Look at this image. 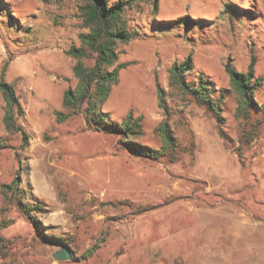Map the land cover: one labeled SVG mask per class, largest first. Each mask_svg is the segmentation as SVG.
I'll return each mask as SVG.
<instances>
[{
  "label": "rangeland",
  "instance_id": "rangeland-1",
  "mask_svg": "<svg viewBox=\"0 0 264 264\" xmlns=\"http://www.w3.org/2000/svg\"><path fill=\"white\" fill-rule=\"evenodd\" d=\"M83 2L0 0V79L15 84L25 111L17 123L28 133L23 144L20 131L7 129L0 92V139L7 142L0 148V264H183L185 256L160 247L184 252L192 243L190 250L197 251L194 235L216 223L225 232L237 228L244 220L238 216L250 219L239 225L248 229L243 237L250 236L233 249L229 239L237 229H230L219 251L234 264L239 257L264 264V122L258 140L241 144L250 123L263 116L253 111L250 122L236 117L239 98L225 70L232 58L246 71L254 55L255 72L264 78V0H158L157 8L153 0H137L126 8L123 16L136 35L117 45L116 63L126 66L103 110L118 122L131 110L142 115L139 141L160 147L157 129L167 117L159 106L160 85L180 143L173 162L119 149L118 136L88 128L83 112L58 120L56 112H68L64 91L78 83L68 50L88 31L79 16ZM183 17L190 18L186 25ZM188 56L194 63L189 80L204 73L229 89L223 115L231 142L204 107L171 86V65ZM256 99L264 102V83ZM19 201L42 223L39 228ZM43 233L65 239L74 256L55 259L59 244ZM94 244L100 246L88 256Z\"/></svg>",
  "mask_w": 264,
  "mask_h": 264
},
{
  "label": "trees",
  "instance_id": "trees-1",
  "mask_svg": "<svg viewBox=\"0 0 264 264\" xmlns=\"http://www.w3.org/2000/svg\"><path fill=\"white\" fill-rule=\"evenodd\" d=\"M41 1L43 3H59L64 0ZM136 1L119 0L110 3L109 0H84L79 5V16L83 19L82 26L88 31L79 33L81 45H73L68 50V54L76 59L73 71L78 78V83L74 88L68 87L64 91L63 105L68 109V112L58 111L56 115L58 120L62 121L70 118L73 114L83 112L88 128L118 136L116 145L119 149H125L136 157L153 161L165 158L173 162L179 155L180 143L168 120L165 91L160 85H158L159 106L165 110L167 115L157 129L163 141L160 147H153L139 141V137L144 134L142 115L135 116L131 110L122 122H118L112 119L109 112L103 110V105L110 96L113 86L119 82L120 70L126 66V63H116L119 58L117 45L129 42L136 35L123 16L126 8H131L133 2ZM153 5L157 8L158 0H153ZM188 18H182L185 25L188 23ZM255 65L256 56L254 55L251 57L246 71L237 69L232 58H228L225 64L232 89L239 98L236 117L250 122L253 111H259L263 116L261 119L252 121L250 128L243 132L242 148L259 139L260 126L264 122V102L259 103L256 99V93L261 89L264 78L256 74ZM193 70L194 63L190 56L183 61L173 62L170 68L171 86L177 88L181 93L189 95L198 105L204 107L216 119L220 136L227 142H231L225 129L226 117L223 115V103L229 89L218 87L215 81L204 73H198L194 80H189L187 75ZM0 92L6 100L4 117L6 127L10 131H20L23 144H25L28 140V133L17 123L18 119L24 116L25 111L15 84L1 78ZM6 146L7 142L0 139V148ZM241 150L239 149L240 152ZM4 187L13 188L10 185H4ZM8 192L10 191L8 190ZM37 207L41 208L40 205ZM20 208L36 228L42 225L38 219L30 215L29 207L25 203H20ZM152 208L155 206L143 208L138 212L143 213ZM43 236L52 244H67V241L62 237L47 233H43ZM4 242L5 238L0 232V250L4 246ZM99 246V244H94L86 254L92 255ZM72 256H74L73 250Z\"/></svg>",
  "mask_w": 264,
  "mask_h": 264
},
{
  "label": "crops",
  "instance_id": "crops-1",
  "mask_svg": "<svg viewBox=\"0 0 264 264\" xmlns=\"http://www.w3.org/2000/svg\"><path fill=\"white\" fill-rule=\"evenodd\" d=\"M145 215H142L141 218H144ZM239 218H243V221L239 222L240 224H244L245 226L248 224V222H246V220H250L249 218H247L246 216L244 217H240L238 216L237 219ZM228 219V218H227ZM240 220V219H239ZM232 221V220H231ZM199 223V221H198ZM197 223V225H198ZM237 224V228L235 227H227V232L224 231V228H221V226H219L217 223L214 224V227L212 228H207L206 229V233L205 234H199L197 235V237H195L196 235H194V239H195V244H197L199 246V250L195 251L193 249L190 250L192 247V243L189 245L187 244L188 250L184 251V252H175V251H170L167 252L168 247H160V249H162L163 251L165 250L166 253L164 252V254H169L172 256H185V263L183 264H234L235 260H232V257L230 256L229 253H227L226 251L220 252L219 251V246H220V241L225 237V234H228V232H231L233 230V228L237 229V232L232 233V240L229 239L233 249L234 247L236 248V241L237 240H241V239H245L247 236H250V234L246 235L245 237H243V235L241 234L242 231H248L247 230H243V227L239 226ZM216 227V228H215ZM239 228V229H238ZM230 229H232L230 231ZM250 232V231H249ZM187 236V235H186ZM188 237V236H187ZM234 237V239H233ZM187 240V239H186ZM193 241V239H191ZM210 240L212 241V244H210ZM220 243V244H219ZM194 244V243H193ZM241 252V251H240ZM226 253V254H225ZM248 261V262H246ZM238 264H256L253 262H249V260H243L242 258L239 257V263Z\"/></svg>",
  "mask_w": 264,
  "mask_h": 264
},
{
  "label": "water",
  "instance_id": "water-1",
  "mask_svg": "<svg viewBox=\"0 0 264 264\" xmlns=\"http://www.w3.org/2000/svg\"><path fill=\"white\" fill-rule=\"evenodd\" d=\"M59 249L53 253V257L57 260H69L72 257V249L66 243H60Z\"/></svg>",
  "mask_w": 264,
  "mask_h": 264
}]
</instances>
